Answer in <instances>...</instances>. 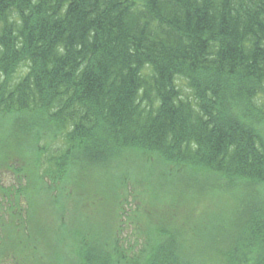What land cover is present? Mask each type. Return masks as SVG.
<instances>
[{"label": "trees", "instance_id": "16d2710c", "mask_svg": "<svg viewBox=\"0 0 264 264\" xmlns=\"http://www.w3.org/2000/svg\"><path fill=\"white\" fill-rule=\"evenodd\" d=\"M0 168V264H264V0H0Z\"/></svg>", "mask_w": 264, "mask_h": 264}, {"label": "rangeland", "instance_id": "374dc122", "mask_svg": "<svg viewBox=\"0 0 264 264\" xmlns=\"http://www.w3.org/2000/svg\"><path fill=\"white\" fill-rule=\"evenodd\" d=\"M178 86L184 95H186V96L189 95V92L186 89L185 84L178 82ZM40 144H43V143H40ZM103 174H104V172L103 173L97 172L93 177V178L99 180L98 185H101L100 180L102 179V177H103V180L106 177V176H103ZM178 176L182 177L181 175H178ZM138 177H140V176H138ZM13 178L14 177L11 175V173L8 170L0 168V186H2V187H8L10 185L13 187L16 186V184L13 182ZM131 180H133V179H131ZM131 180L127 179L126 182L124 183V185H126V186H124V187H126V189H119V192L121 193L122 200L123 201L126 200V205L124 202L125 206H122V208H120L121 212H123L124 217L123 218L117 217L114 220H111V218L109 216L96 213V215L94 216V220L99 221L101 223L104 222L105 225L106 224L107 225H113V224L119 225L121 221L125 222L127 217H128V219H130V218L139 219L143 215L146 216V212L148 210L139 211V213L137 215H135V211H137L136 208L140 205L138 198H141V194H140V191H142L141 188L145 187L146 184L145 185H137V184H135V182H133ZM94 182H97V181L95 180ZM169 191H176V188H172ZM139 194H140V196H139ZM6 195L7 196L9 195L8 191H6V194H3L0 192V242L3 244L10 245V243L13 244V242L18 243L19 241H22V238H25L24 232L26 231L27 227H31V225H33V223H31L29 220L27 221L28 215L30 214V213H28L29 210L27 208L28 203H26V201H25V199H27V198L25 196H23L25 198L20 199L17 203L18 198L16 197V195H13V193H12L9 197L4 198ZM23 197H21V198H23ZM135 202H136V204H135ZM29 203H30V201H29ZM128 205H130V206H128ZM198 208L199 209H197V212H200L202 207H198ZM44 209L45 208L41 207L40 211H42V210L44 211ZM47 210L48 211L51 210L50 212H52V213L58 212L59 211V205L58 204L51 205L49 208H47ZM43 211H42V213H44ZM69 213H70V208H69V211L67 213H64V214L59 213V223L60 224H63L62 222L66 221ZM23 219H25L24 222H23ZM181 220L182 219H180L179 221H181ZM130 222H131V219H130ZM7 233L10 236V238L7 237ZM31 246L33 247L34 243L31 244ZM40 253H41V251H40ZM38 254H39V252H38ZM11 256H12V254H10V257L6 254L5 260L2 261L3 264H12L11 263V260H12ZM33 257L31 259H33Z\"/></svg>", "mask_w": 264, "mask_h": 264}]
</instances>
